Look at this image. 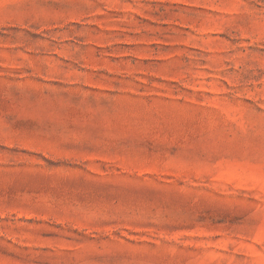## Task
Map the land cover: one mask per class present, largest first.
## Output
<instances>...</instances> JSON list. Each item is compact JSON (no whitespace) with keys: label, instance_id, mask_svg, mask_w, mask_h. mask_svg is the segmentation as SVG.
<instances>
[{"label":"rangeland","instance_id":"obj_1","mask_svg":"<svg viewBox=\"0 0 264 264\" xmlns=\"http://www.w3.org/2000/svg\"><path fill=\"white\" fill-rule=\"evenodd\" d=\"M0 264H264V0H0Z\"/></svg>","mask_w":264,"mask_h":264}]
</instances>
